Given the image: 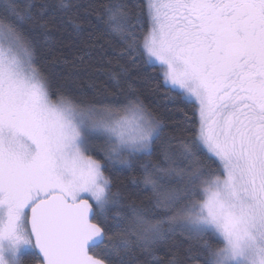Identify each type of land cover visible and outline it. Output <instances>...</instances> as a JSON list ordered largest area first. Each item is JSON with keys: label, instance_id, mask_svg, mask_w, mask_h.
<instances>
[{"label": "snow or ice", "instance_id": "obj_1", "mask_svg": "<svg viewBox=\"0 0 264 264\" xmlns=\"http://www.w3.org/2000/svg\"><path fill=\"white\" fill-rule=\"evenodd\" d=\"M53 36L113 91L55 83ZM0 264H264V0H0Z\"/></svg>", "mask_w": 264, "mask_h": 264}, {"label": "trees", "instance_id": "obj_2", "mask_svg": "<svg viewBox=\"0 0 264 264\" xmlns=\"http://www.w3.org/2000/svg\"><path fill=\"white\" fill-rule=\"evenodd\" d=\"M70 42H66L61 46L56 42V37L53 36L47 41L39 39L36 47V57L41 67L48 75H50L54 82L68 89H72L78 93H83L86 98L98 96L103 90L113 91L111 81L107 75L106 70H98L94 64L88 67L86 64L76 63L73 67L66 61L71 59L68 54V47ZM131 79L135 82V87L142 93L146 103L160 113L162 119L169 125L173 126L175 123L182 120V114L176 107L164 98V89H157L158 81L156 74L151 68L143 69L136 67L130 70ZM141 75L137 77L136 73ZM183 108L184 105H179ZM190 107V106H189ZM155 156L152 157L155 160ZM142 162H147V158H143ZM114 179L118 185L135 198V186L132 183L133 178L140 176V164L137 163L136 170H129L127 166L116 164ZM143 199V197H140Z\"/></svg>", "mask_w": 264, "mask_h": 264}]
</instances>
